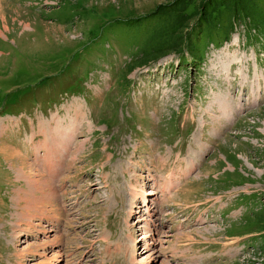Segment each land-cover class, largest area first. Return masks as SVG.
Listing matches in <instances>:
<instances>
[{"label":"rangeland","instance_id":"obj_1","mask_svg":"<svg viewBox=\"0 0 264 264\" xmlns=\"http://www.w3.org/2000/svg\"><path fill=\"white\" fill-rule=\"evenodd\" d=\"M0 264H264V0H0Z\"/></svg>","mask_w":264,"mask_h":264},{"label":"bare ground","instance_id":"obj_2","mask_svg":"<svg viewBox=\"0 0 264 264\" xmlns=\"http://www.w3.org/2000/svg\"><path fill=\"white\" fill-rule=\"evenodd\" d=\"M78 122V121H77ZM50 127V126H49ZM7 130V129H6ZM6 130H5V132H6ZM52 130H55V129H52ZM2 131H4V130H2ZM52 132V131H51ZM56 133V132H55ZM69 133V132H68ZM61 135V134H60ZM64 135V134H63ZM58 136H59V134H57L55 137H53V139L51 140V142L53 143V144H57L58 142H60V139L58 138ZM52 144V145H53ZM58 145V144H57ZM7 146V145H6ZM48 148H49V150H51V148L49 147V146H47ZM10 147H5V148H3V153L5 154V157H6V160H9V161H11L12 163L14 162V159H16L17 158V156L18 155H20L18 152H16L13 148V150L12 149H9ZM34 148V147H33ZM48 153V152H47ZM53 156V155H52ZM19 159V158H18ZM44 161V160H43ZM23 161L21 160V163H22ZM23 164H24V162H23ZM22 172V171H21ZM24 173L25 174H27L26 172H25V168H24ZM19 178H20V175H19ZM145 195L144 196V198H143V201H142V204L143 205H145L146 206V204H147V202H148V197H146V195L148 194L145 190H143V192H142V195ZM144 206V207H145Z\"/></svg>","mask_w":264,"mask_h":264},{"label":"trees","instance_id":"obj_3","mask_svg":"<svg viewBox=\"0 0 264 264\" xmlns=\"http://www.w3.org/2000/svg\"><path fill=\"white\" fill-rule=\"evenodd\" d=\"M248 12H249V13H252L251 10L248 11ZM214 13H216V10L213 11V14H214ZM255 14H256V12H255ZM252 17H254V16L252 15Z\"/></svg>","mask_w":264,"mask_h":264}]
</instances>
